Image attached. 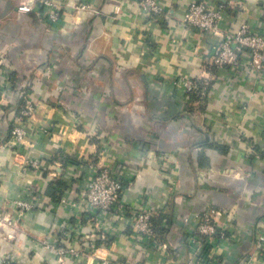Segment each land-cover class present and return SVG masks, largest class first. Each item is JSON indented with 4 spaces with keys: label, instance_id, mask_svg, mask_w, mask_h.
I'll use <instances>...</instances> for the list:
<instances>
[{
    "label": "crops",
    "instance_id": "crops-1",
    "mask_svg": "<svg viewBox=\"0 0 264 264\" xmlns=\"http://www.w3.org/2000/svg\"><path fill=\"white\" fill-rule=\"evenodd\" d=\"M138 1L0 0V264H264V75L244 54L213 65L218 37L184 22L193 0H156L153 16ZM200 1L224 8L220 33H264V0ZM178 78L195 85L185 101ZM98 167L126 179L101 227L81 200ZM207 207L217 231L199 249L189 231Z\"/></svg>",
    "mask_w": 264,
    "mask_h": 264
},
{
    "label": "built area",
    "instance_id": "built-area-1",
    "mask_svg": "<svg viewBox=\"0 0 264 264\" xmlns=\"http://www.w3.org/2000/svg\"><path fill=\"white\" fill-rule=\"evenodd\" d=\"M43 4L46 6L52 5L49 1H43ZM85 8H87L85 3L78 7L81 10H85ZM30 9L31 7L29 6L19 8V10L25 12ZM138 9L142 14L147 16L157 15L162 12V6L156 0H139ZM223 9L222 5L211 6L204 1L193 0L186 9L184 22L187 27L197 30L202 35H216L218 37L211 58L215 67H237L240 64V55L244 54L247 55L248 61L254 70L264 75V33L254 31L246 23H242L237 29L220 33L218 25L224 15ZM54 18V14L49 15L50 20H54ZM170 86L174 90L181 91L182 101H185L188 95L195 90L194 82L188 78H178L172 81ZM25 102L24 108L18 118V123L13 126L11 131L12 139L16 143H21L25 140L27 135L25 122L34 112L33 104L29 100ZM27 164L33 168L37 167L34 161H29ZM125 180L117 172L106 167H98L93 173L85 177L81 200L87 208L90 214V220L94 226L101 227L100 223H102V220H106L107 215L117 208L119 209V206H121V197L124 192ZM16 205L21 213L29 212L33 208L31 202L25 200L18 201ZM133 213L134 216L131 224L137 235L153 237V228L150 223L151 210L136 209ZM213 218L214 211L209 207L205 208L197 216V221L189 231L190 234L198 238L199 249L205 245L204 243L201 244V242L205 241V238L211 240L216 235L217 230ZM98 230L101 231L97 233L98 239L101 241L106 240V233L100 229ZM220 237H223V234H220ZM258 240L261 245L264 244V237L262 235L258 237ZM72 251L70 250V252ZM57 252L60 257L65 254L63 248H59ZM100 264L111 263L103 260ZM114 264L124 263L116 262Z\"/></svg>",
    "mask_w": 264,
    "mask_h": 264
},
{
    "label": "trees",
    "instance_id": "trees-1",
    "mask_svg": "<svg viewBox=\"0 0 264 264\" xmlns=\"http://www.w3.org/2000/svg\"><path fill=\"white\" fill-rule=\"evenodd\" d=\"M190 96V95H189ZM191 97H193V95H191ZM75 164H76V162H75ZM66 184L65 183H61V182H58L57 183V186L59 187V192L57 191L56 192V194H58V196H57V198L60 196V194L62 193V191L67 187V186H65ZM152 224V223H151ZM156 226V225H155ZM152 228H153V230L155 231V232H157L158 230L156 229V227H154V224H153V226H152ZM158 233V232H157ZM108 242L109 240H104V242Z\"/></svg>",
    "mask_w": 264,
    "mask_h": 264
}]
</instances>
